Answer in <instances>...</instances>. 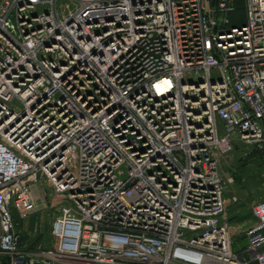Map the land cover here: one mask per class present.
<instances>
[{
	"label": "built area",
	"instance_id": "2783aa9c",
	"mask_svg": "<svg viewBox=\"0 0 264 264\" xmlns=\"http://www.w3.org/2000/svg\"><path fill=\"white\" fill-rule=\"evenodd\" d=\"M0 0V264H264L223 170L264 151V0ZM43 177L49 248L18 233ZM20 221V222H21Z\"/></svg>",
	"mask_w": 264,
	"mask_h": 264
},
{
	"label": "rangeland",
	"instance_id": "374dc122",
	"mask_svg": "<svg viewBox=\"0 0 264 264\" xmlns=\"http://www.w3.org/2000/svg\"><path fill=\"white\" fill-rule=\"evenodd\" d=\"M60 11H65L70 2L59 1ZM223 170L230 176L232 183L226 188V217L230 221L231 233L236 236L235 249L246 247L245 232L256 220L253 207L264 200V151L244 150L237 145L235 151L226 160ZM37 202V211L28 219L17 221V231L23 243L32 250L52 245L51 228L60 203H68L63 196L54 193L45 178H38L33 186ZM21 225V226H20Z\"/></svg>",
	"mask_w": 264,
	"mask_h": 264
},
{
	"label": "trees",
	"instance_id": "16d2710c",
	"mask_svg": "<svg viewBox=\"0 0 264 264\" xmlns=\"http://www.w3.org/2000/svg\"><path fill=\"white\" fill-rule=\"evenodd\" d=\"M235 6H236V9L231 14L232 24L233 25L244 24V22H245L244 0H235ZM17 219L15 218V222ZM17 221H19V219ZM19 222H16V223L20 224L21 222L20 223ZM29 249H31V248H29Z\"/></svg>",
	"mask_w": 264,
	"mask_h": 264
},
{
	"label": "crops",
	"instance_id": "0c3cea01",
	"mask_svg": "<svg viewBox=\"0 0 264 264\" xmlns=\"http://www.w3.org/2000/svg\"><path fill=\"white\" fill-rule=\"evenodd\" d=\"M0 262H3L2 260H0Z\"/></svg>",
	"mask_w": 264,
	"mask_h": 264
}]
</instances>
